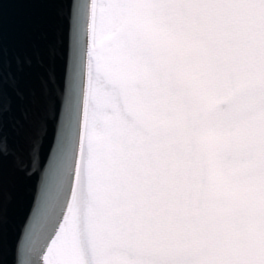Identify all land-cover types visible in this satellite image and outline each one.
Here are the masks:
<instances>
[{"label": "flooded vegetation", "instance_id": "1", "mask_svg": "<svg viewBox=\"0 0 264 264\" xmlns=\"http://www.w3.org/2000/svg\"><path fill=\"white\" fill-rule=\"evenodd\" d=\"M143 1L140 0L138 5H142ZM190 1L183 0L182 2L180 0L179 3H175L174 0H169L166 4V9L169 11H178L180 15L188 17V20L190 19L189 17L194 16L193 18H196L199 23L196 22L195 24L200 27V22L203 21L202 15L206 17L208 12L213 11L212 5L214 4L211 3H214V0H204L200 3ZM148 3L144 4L149 5L148 7L152 9L153 7L157 8L154 0H150ZM219 9H222V7H219ZM136 11V14L129 15V23L126 22L115 34L116 39H121L123 46L125 34H130L126 31V27L130 24L132 25L131 30L133 31L128 38L135 36V41L134 44H125L123 46L125 47V55H119L118 61L120 64L112 61L111 58L113 57H109L108 61L105 60L107 63L109 61L111 62L108 65L106 64L104 68L107 84L115 86L120 90L125 110L128 111L131 119L137 121L136 123L140 124L148 132L147 138L152 146L155 149H161L163 147L161 154L166 157V165L163 170L166 171L168 187L174 183L172 181V175L177 168L175 159L179 158L180 163L187 164L188 173L192 175L191 179L187 180L184 178L182 180V186L188 182H194L202 189L200 192H204L194 207L204 206V208L209 207L214 210L218 205L220 206L222 204L224 199L231 198L234 201L235 196L229 197L230 194L236 193L233 189V182L236 179L232 178L231 174L236 169L250 171L251 167L253 169L258 168V170H264V109L261 108V106H264L262 104L263 99L261 97L257 98L258 101L255 102L257 104L251 102L249 105H240L239 101L241 91L247 92L249 96L248 101L254 98L255 93L250 88L255 87L256 83L250 82L248 85L242 86L241 90L237 65H234L232 73L228 71L227 73L230 74H226L224 72V70H228V66L225 64L222 66L221 62L215 58V48L217 47L214 42H210L213 39L212 36L207 41H199L201 49H196V46L191 44L192 39L186 37L189 32L194 30L193 24H189L192 27L190 30L184 28L178 32H172V28L175 25L172 22L166 25L167 20L165 17L160 21L155 15L150 16L149 14H144L141 8H138ZM179 14L176 15L180 16ZM199 37L202 36L199 35ZM127 41L129 40L127 39ZM109 42L112 43L113 40H106L105 43L107 44ZM209 48H211L209 52H204V54L201 52L207 51ZM108 50L110 51L109 53L114 52L113 49L107 48V50H104V54ZM212 51V58L210 59L209 57L206 60L207 56L212 54ZM197 52L202 53L207 62H211L210 71L205 70L198 63L197 58L199 54H196ZM218 56L222 58V56ZM234 62L237 64L240 61L235 59ZM226 64H230L229 60ZM220 72L222 74H219ZM230 78L232 79L230 80ZM113 79L119 82V84L116 85ZM234 79H236L235 83L233 82ZM262 79L264 80V77ZM140 85H142L143 89L139 88ZM145 92H147L146 95L153 93L151 97L155 99L153 101V107H155L153 110L145 109L144 107L143 96ZM257 95H261V91H258ZM256 109H262V111L257 113ZM154 111L156 113L155 115H153ZM241 111L247 112V117L243 121L240 120ZM200 114L202 117H199ZM225 116L227 119L224 118ZM168 123H171L172 126L165 128V125ZM222 123H234L235 125L230 128L225 127ZM158 127H164L166 132H158ZM110 129L113 130L111 127ZM129 130L130 132L132 131L131 129ZM112 133L116 134L118 140L121 139V135L125 140L128 137L126 131L121 132L115 130ZM232 133L237 136H231ZM110 134L108 135L109 140L106 141V139L105 143H108L110 146L114 144L116 147L117 142L112 140ZM150 137H153V139H150ZM184 140H187L186 145L182 143ZM130 142L132 143V141ZM94 145L95 143H91L92 149ZM175 145L179 146L178 150H170ZM122 146L127 148L123 142ZM117 148L120 150L118 145ZM140 154L138 153V156ZM112 156H114V151ZM232 156H235L239 161L237 159H231ZM245 156H250L251 159L243 162L242 160ZM150 157L152 158V156ZM150 157L146 155L142 157L144 160L143 168L146 169V165L153 164L150 161ZM110 160L113 161L114 159L111 158ZM153 160L156 163V155ZM143 168H136V171H141ZM109 185L108 183L107 186ZM182 186L181 184L179 185V190L184 188ZM175 187L172 189L173 192H175ZM166 196L167 192L164 197ZM255 196L261 197L260 194ZM172 197L173 195L169 197V202L172 205L167 204L169 203L167 202L168 199H165L166 202L160 200L163 208L170 209L176 205V202H172ZM116 204L113 206L117 207V212L120 211V217L124 219L125 215L123 214H125L126 210ZM146 205L149 204H143V206ZM110 209L112 211L111 207ZM111 211L108 213L113 216ZM204 211L205 209H202L199 212L200 216L196 217L192 226L188 224L189 216L187 213L184 220L180 222L181 229L177 231L178 234L183 232L186 240L197 236H214L213 230L219 228L221 225L217 224L216 215L210 216L207 211L204 214ZM108 220L110 221L109 218ZM114 221L115 223H120L118 219H114ZM107 224L106 221L104 226V230L106 231L109 229ZM64 226L65 223L58 238L61 236ZM256 228V231H261L262 234L264 226L258 225ZM126 230L124 232H118L117 235H113L115 237L114 239H112V235L105 236L104 239L101 237L99 239L97 236L96 245L94 244L95 240L92 239L93 243L92 246L90 245V250L92 249L94 255V263L91 262V264H131L126 258H123L124 260L119 259L115 262L114 259L106 256L108 248L112 249L113 246L116 249L127 247L128 242L134 250L139 248L141 245L138 242L141 240L138 235L140 231L130 230V228H126ZM220 234H217V236ZM256 235L255 232H252L247 237H244L245 242L243 243L248 245L250 243L247 240H249L252 244L260 242L262 243L260 246H264V234L255 239ZM169 237L172 238V235L169 234ZM163 238H166V236L163 235ZM186 240H183L184 247L187 251L186 253H190L188 248L190 247L194 251L196 246L188 241L186 242ZM201 242L197 244V247L200 248L199 251L203 249ZM176 243V241L172 243L173 249L181 248V245H176ZM164 244L162 243V245ZM162 245L156 249L162 250ZM112 251L114 250L112 249Z\"/></svg>", "mask_w": 264, "mask_h": 264}, {"label": "rangeland", "instance_id": "2", "mask_svg": "<svg viewBox=\"0 0 264 264\" xmlns=\"http://www.w3.org/2000/svg\"><path fill=\"white\" fill-rule=\"evenodd\" d=\"M139 1L140 0H103L102 8L97 12V49H101V52H99L101 62L103 60V63L108 65V63L110 64L111 62L109 61L107 63L106 61H108L109 57H113L111 60L120 64L118 61L119 55H125V47L123 46L125 44H134L135 36L128 38L133 31L131 30L132 25L130 24L126 27L127 33L129 32L130 34H125L123 46L121 44V39H116L115 34L126 22L129 23V15L136 14V10L141 8L144 14H149L150 16L155 15L160 21L165 17L167 20V23L165 22L166 25L171 24V22L174 23L175 26L172 28V32H178L180 29L184 28L190 30L192 27L189 26V24H193V35H201V38L206 41L212 36L213 39L210 42H214L217 47L215 48V58L221 62L222 66L224 64L228 66V70H224V72L226 74L232 73L234 65H237L240 77V88L248 85L250 82H257L255 87L250 88V90H253L255 93L254 98L250 101H248L249 96L247 92L241 91L239 96L240 105H249L251 102L255 103L258 101L257 98L260 97L263 99L262 104H264V80L262 79L264 77V2L260 3L261 9H258V14H256L251 8L254 0L249 1L251 2V6L250 3L247 2L248 0H229L227 1V4H229L228 6L226 2L223 4L218 2L219 0H214V5H212L213 11L208 12L206 17L202 15L203 21L200 22L199 27L195 24L196 22L198 23V20L193 18L194 16L189 17L190 19L188 20V17L180 15L178 11H169L166 9V4L169 0H154L157 8L153 7V9L149 8V5L144 4L147 3L146 1H143L142 5L139 6ZM232 2L234 3L232 4ZM219 7H222V9L218 10ZM238 7L241 8V12H236ZM225 25H228L229 28H226ZM220 26H224V33ZM195 31L197 33H195ZM127 39L129 41H127ZM106 40H113V42L106 44ZM228 43H231L236 48L237 51L235 55L239 54L243 56L241 61L237 64H235L232 59L235 49L231 48ZM107 48L113 49L114 52L109 53L110 51L108 50L104 54V50H107ZM210 49L211 48L201 52L204 54V52H209ZM202 53H196L199 54L197 61L205 70L210 71L211 62H207L206 60H208L207 58L209 57L210 59L212 58L213 51L211 55L207 56L206 60ZM218 55L222 56V58ZM228 60L231 69L230 66L226 64ZM104 68L103 65L97 67L93 117L83 155L84 163L80 168L72 207L66 221L64 232L51 253L58 264L94 263V255L92 249L90 250V245L92 246L93 243V236L97 231H100L102 225L105 226L106 221H109L108 218L112 219L113 217L108 213L111 211V206L107 207L105 205L104 199H106V194L104 188L107 181L109 182L108 167H111V165L112 168L116 167V161H120L121 159V152L117 148V145L115 147L113 144L110 146L108 143H105L106 139V141L109 140L108 135L115 130L121 132L126 131V133H128V131H130L129 129H131L134 138L127 137L128 141L133 142L136 139H140L139 137H148V132L145 131L140 124L136 123L137 121L131 119L128 111L125 110L120 90L115 86L107 84ZM228 71L230 73H227ZM219 74H222V72ZM257 76L263 83L260 82L259 79L256 81ZM231 79L232 78H230V80ZM233 82L235 83L236 79H234ZM139 88L143 89L142 85H140ZM258 91H261V95H257ZM146 94L147 92H145L143 96L144 107L145 109L153 110V108H155L153 107V101H155V99L151 98L153 93L149 95ZM261 108L264 109V106H261ZM262 109H256V112L260 113ZM155 114L154 111L153 115ZM246 117L247 112L241 111L240 120L243 121ZM224 118L227 119L226 116ZM222 124L230 128L235 125L234 123ZM110 127L113 128V130L110 129ZM150 139H153V137H150ZM91 143H95L96 145L93 146V149ZM178 148L179 146L175 145L172 146L170 150L177 151ZM113 151L114 156H112ZM111 158L116 161L112 163L113 161L110 160ZM231 159L235 160L237 158L232 156ZM247 159H251L250 156H245L242 161L245 162ZM175 165L177 168L172 175V181H174V183L169 187L167 185V190H165L167 196L165 199H169L174 193H179V185L181 184L182 186L181 182L184 178L187 180L192 178V175L188 173V166L186 163H180L178 158L175 159ZM231 176L236 179L233 182V189L236 193L230 194L229 197L235 196V200L233 201L231 198L224 199L222 204L220 206L218 205L214 210L209 208L208 213L215 214V217H217V224L221 226L213 230L214 236L210 235L212 240H207V243L205 242L202 245L203 249L199 254L195 253V250L193 251L190 247L188 248L190 253H186L185 247L176 248L173 249V251L172 249L170 251H168V249H156L162 242L163 235L166 237L169 236L168 233L162 234L163 230L159 226V224L165 225L164 222L161 221L159 223L155 221L151 223L149 221V219L155 220L157 217L156 212H159V209L152 203L144 206L139 212L131 210L122 202H117L116 205L126 210L125 214H123L125 217L124 219L120 217V211H118L115 212L113 220L118 219L119 222L122 223V221H127L126 218L129 219L132 215L133 217L131 218L134 219L131 224L127 225V228L132 226L135 220H140L141 222L143 219L145 223L154 225L138 234L141 239L138 242L141 245L136 250H134L129 242L127 247H120L118 249L112 245L114 251L108 248L109 250L107 249L106 256L114 259L115 262L119 259L124 260L123 258H126L129 263H131V261H136L138 264H221L219 263L220 261L216 259L226 252L232 264H264V249H262L264 246H260L262 243L257 242L246 245L240 240L247 237L252 232H255L258 236L264 234V229L262 234L261 231H256L258 225L264 226V203H261L262 201L264 202V170H258V168L253 169L252 167L250 171L236 169ZM174 187L175 192L172 190ZM182 187L186 189L188 195H194L193 197H197L195 195L196 191H200L195 188L194 193L189 192L190 189L194 187L193 182H188ZM257 194H260L261 197L255 196ZM164 201L165 200H163V202ZM177 202L182 204V198L176 201V205ZM190 204L193 206L192 202ZM112 210L117 211V207H113ZM128 210L130 212H128ZM163 210H166V212L168 211V213L170 211V209L166 207H164ZM205 213L204 211V214ZM178 214L180 216L185 213L179 212ZM217 234L220 235L217 236ZM213 238H215V240H213ZM151 245L152 248L149 247ZM138 254L140 256H138Z\"/></svg>", "mask_w": 264, "mask_h": 264}, {"label": "snow or ice", "instance_id": "3", "mask_svg": "<svg viewBox=\"0 0 264 264\" xmlns=\"http://www.w3.org/2000/svg\"><path fill=\"white\" fill-rule=\"evenodd\" d=\"M74 37L68 0L0 2V264H38L59 202L72 152Z\"/></svg>", "mask_w": 264, "mask_h": 264}, {"label": "bare ground", "instance_id": "4", "mask_svg": "<svg viewBox=\"0 0 264 264\" xmlns=\"http://www.w3.org/2000/svg\"><path fill=\"white\" fill-rule=\"evenodd\" d=\"M144 1H146L148 3L150 0H144ZM203 1L204 0H191L190 2L200 3ZM227 1L228 0H219L218 2L225 4V2L227 3ZM239 1H245V0H239ZM249 1H251V0H248L247 2H249ZM174 2L179 3L180 0H174ZM182 2H183V0H182ZM207 2L210 3L209 1H207ZM263 2H264V0H254L252 3V6H251V2H249V3H250L251 8L254 10V12L256 14H258V9H261L260 3H263ZM192 4H195V3H192ZM211 4H213V2ZM227 6H228V4H227ZM236 12H241V8L238 7ZM229 13H230V10H229ZM225 26H226V28H229L228 25H225ZM217 27H218V25H217ZM221 28H222V32L224 33V26ZM193 33H194L193 31L189 32L186 37L189 39H192L191 44H194L196 46V49L200 50L201 44L199 41H203V39L201 37H199V35H193ZM228 45L231 46V48L235 49L233 52V59L234 60L236 59L237 61H241L243 56L239 55V54L235 55V52L237 51L236 48L231 43H228ZM98 51L101 52V49L98 48L97 52ZM101 65H103V67H105V63H103V60L100 63V65H97V67H99ZM143 77H142V79H143ZM258 79L260 82H262V80L257 76L256 81ZM113 81L115 82L116 85L119 84V82H117L115 79H113ZM255 83H257V82H255ZM252 84H254V83H252ZM123 94H124V90H123ZM199 117H202V115L200 114ZM171 126H172V124L168 123L165 125V128H168ZM165 128L164 127H158L157 129H158V132L164 133V132H166L164 130ZM127 135H128V137L134 138V134H132L130 131H128ZM110 136H111L112 140L116 141L117 145L120 147L121 159H120V161L113 160V163H114V161H116V164H115L116 167L112 168V165H111V167L110 166L108 167L107 172H108L109 182L107 181V183L105 184V188H104L105 194H106V199H104L105 205L107 207L111 206V208H113L114 207L113 205H115L117 202H122L125 206L130 207L131 210H135V211L140 212L141 209L144 207L143 204H149L150 205V204L154 203V205L159 209V212H156L157 217L155 218V220L149 219V221L151 223H154L155 221H158L159 223L161 221L164 222L165 225L159 224L160 228L163 230L162 234L168 233V234L172 235V238H173L172 239L169 236H167L166 238H163L162 242L159 244V246L162 245V243H165L164 245L161 246L162 250H167V246H168V251H170L171 249H173L172 243H174L176 241L177 242L176 245L180 244L181 247H184L183 240H186V236L184 235L183 232H181L180 234H178V232H177L178 230L181 229L180 228L181 227L180 222H182L184 220L185 216L188 213V216H189L188 220L190 221V222L188 221V224L191 226L194 224L196 217L200 216L199 212H201L202 209L204 210V206L194 207L195 204L197 203L198 199L201 197V195H203L202 193H204V192L203 191L202 192L196 191L195 195L197 197L195 198V197H193L194 195H192V194L188 195L186 193V189L182 188L179 190L178 194L173 195L172 202H176V201H178L179 198H182L184 203L182 202V204H181L180 202H177L176 206H172L170 208L169 213H167L166 210H164V212H162L163 211V209H162L163 205L160 204V200H162V201L165 200L166 197H164V195L166 193L165 190H167V185H168L167 184V175L165 174L166 171L163 170L165 165H166V157L161 154L163 151V147L161 146L162 147L161 149H155L152 146L151 142H149L147 137H145V138L140 137L141 139H136V140L133 139L134 141L131 143L130 141H127L128 139L125 140L124 138H122V135H121V139H119V140L116 137L115 133H111ZM123 137H125V136H123ZM122 142L124 145L127 146V148L122 146ZM186 142H187V140H184L182 143H184L186 145ZM138 153H141V154L138 156ZM145 155L147 157L152 156L153 159L155 158V155L157 156V160H155L156 163H154V160L150 157V161L153 162V164L152 165H146V169L143 168L144 160L142 159V157H145ZM237 161H239V160L237 159ZM83 163L84 162L82 160V164ZM82 164H81V166H82ZM133 167H136L138 169L143 168V170L136 171V168L133 169ZM108 183L110 185L107 187ZM125 183H127V184H125ZM193 184H194V187H192L189 192L194 193L195 188L198 190H202L194 182H193ZM169 200L170 199H168L167 202H169ZM164 202H166V200ZM191 202H192L193 206L190 204ZM261 203H264V202L262 201ZM167 204L172 205L171 202H169ZM71 207H72V204H71ZM71 207H70V209H71ZM208 210H209V207H205V211H207V213L209 212ZM115 212H117V211L112 210V214H113L112 220L110 219V221H107V223H108L107 226L109 227L108 231L104 230L105 229L104 225H102L100 227V231L96 230L97 232L93 236V239L95 240L94 241L95 245L97 244V235H98L99 239H100V237L104 239L105 236L108 237L110 235H112V239H114L115 237L113 235H117L118 232L127 231L126 230L127 225L131 224V222L134 219V218H131V217H133L131 215L129 219L126 218L127 221H124L122 223L121 222L115 223V221L113 220ZM128 212H130V211L128 210ZM179 212H184L185 214L179 216V214H178ZM165 214H168L170 216L169 217H168V215L165 216ZM209 215L215 216V214H209ZM151 223H145L144 219L141 222H140V220H135V223L132 224V226H130L129 228H130V230L133 229L136 231H140L139 233H141V231L144 232L145 229H148L149 227L154 225ZM102 231H105V232L102 233ZM257 238H258V235L255 236V239H257ZM207 240L210 241V240H212V238L209 235L207 237L197 236L195 238H190L189 240H186V241L190 242L191 244H194L196 246L195 252L199 254L200 248L197 247V244L200 243L201 241H202L201 242L202 244H204L205 242L207 243ZM213 240H215V238H213ZM240 240H241V242H245V238H242ZM247 242L252 244V242H250L249 240H247ZM149 247L152 248V245ZM138 256H140V255L138 254ZM227 256H228V254L225 252L223 255H221V257H219L216 260L220 261L219 263H221V264H232L230 257L229 256L227 257ZM131 264H138V263L136 261H131Z\"/></svg>", "mask_w": 264, "mask_h": 264}, {"label": "water", "instance_id": "5", "mask_svg": "<svg viewBox=\"0 0 264 264\" xmlns=\"http://www.w3.org/2000/svg\"><path fill=\"white\" fill-rule=\"evenodd\" d=\"M68 2L74 5L75 13V37L74 47L72 49L75 67V88L71 124L72 152L70 163L63 173L62 189L58 205L49 222L43 242L33 257L34 260L38 261V264H58L52 254H50V251L61 231L66 216L69 214L74 197L93 117L97 75L96 65L100 63L99 53L97 52V12L102 8L103 0H68ZM63 40V51L65 52L66 60L68 52L67 29H65ZM19 52L21 55L30 54L27 49H19ZM28 71L31 73L33 85L38 87L39 75L42 73V70L34 66ZM60 237L56 241L54 248Z\"/></svg>", "mask_w": 264, "mask_h": 264}]
</instances>
